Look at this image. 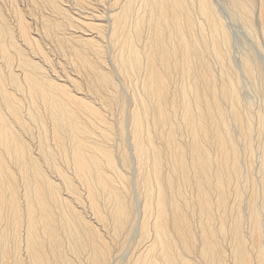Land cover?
<instances>
[{
  "label": "bare ground",
  "instance_id": "6f19581e",
  "mask_svg": "<svg viewBox=\"0 0 264 264\" xmlns=\"http://www.w3.org/2000/svg\"><path fill=\"white\" fill-rule=\"evenodd\" d=\"M28 2L0 0V264H264V61L213 0ZM227 3L263 47L264 0Z\"/></svg>",
  "mask_w": 264,
  "mask_h": 264
},
{
  "label": "rangeland",
  "instance_id": "374dc122",
  "mask_svg": "<svg viewBox=\"0 0 264 264\" xmlns=\"http://www.w3.org/2000/svg\"><path fill=\"white\" fill-rule=\"evenodd\" d=\"M14 1L16 2V4L19 7H22L23 9L25 8L24 10H27V8L29 7L28 0H14ZM106 1L109 2V0H106ZM213 2H214V5H216L218 13L223 17L224 21H226L225 23L227 24L229 36L231 37V40H230L231 54L230 55H232L231 59L233 61V64L239 65L240 56L243 53H245L246 51L251 52L253 54V57L255 55L256 61H258V62L260 61L259 63L262 64L264 61V51L262 48H264V46L262 47L263 44L262 45L259 44L262 41V37L260 36L259 38L258 37L256 38V36L250 35L249 32L247 31V29L245 28V26L243 25V23H241L240 20L232 17L233 14L231 13L230 7L227 3L228 0H213ZM6 4H7V2H6ZM6 4L4 5L5 6L4 7V6H2V3H1V7H2L3 11H5V13L7 12L6 8H9V5L6 6ZM107 5L108 4H106V6ZM104 6L101 4L98 7H99V9L101 8V10L104 9L106 11L109 6L106 7L107 9L104 8ZM38 12L39 11H37V14H38ZM11 15H9L10 20L13 21L14 19L12 18ZM28 15H30V14H28ZM260 38H261V40H260ZM258 39H259V42L257 41ZM43 41L45 44L44 46L46 47L47 51L49 52V56L52 58V63H54V66H55L54 69L61 71L59 68H61V66H62L61 64H63V63L66 64V61L63 62L65 60V58H64V56L59 54V53H61L60 49L55 47V46H52V44H50L51 43L50 41L47 42V40H45V39H43ZM262 52H263V54H262ZM53 58H54V61H53ZM69 66L70 65H68V66L65 65L63 67H64L65 71L70 72L71 76H75V75H73L74 71H72ZM241 76H240V81H239L240 85L242 84V86L240 88L241 89L240 92L242 95L241 97H244L245 100H250L255 105H257V103L259 104L258 101L259 100L261 101V98L258 97L260 95L259 94L257 95V91H256V89H258V86H257L258 83L255 81L251 82L250 80L246 79L245 76L242 77V79H241ZM255 83H257V84L255 85ZM121 90L126 94L125 88L121 89ZM254 104H253V106H255ZM138 204H139V201H135V205L138 206ZM126 239L127 240H125V242H123V245H121L118 250L116 249V251H115L116 257L114 258V261L118 260V261H122L124 263L128 259V257L130 256L131 252L133 251L134 245H135V239H133V235H130V237H128Z\"/></svg>",
  "mask_w": 264,
  "mask_h": 264
}]
</instances>
